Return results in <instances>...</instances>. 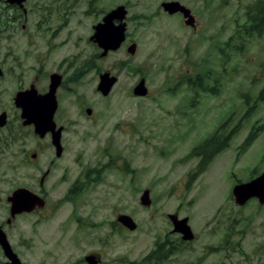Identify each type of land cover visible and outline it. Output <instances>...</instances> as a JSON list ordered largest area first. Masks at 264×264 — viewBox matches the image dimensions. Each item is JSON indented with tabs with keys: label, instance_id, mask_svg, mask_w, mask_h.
Here are the masks:
<instances>
[{
	"label": "rangeland",
	"instance_id": "1",
	"mask_svg": "<svg viewBox=\"0 0 264 264\" xmlns=\"http://www.w3.org/2000/svg\"><path fill=\"white\" fill-rule=\"evenodd\" d=\"M34 1L42 20L30 25L26 36L9 38L0 31V47L6 45L5 56L16 59L17 72L14 79L0 78V106L13 115L14 91L28 89L38 73L43 78L45 71L60 68L69 82L58 92L54 120L67 131L62 160L42 188L44 209L17 216L10 225L6 197L27 184L32 192L41 190L37 178L34 184L29 180V170L17 168V159L31 160L39 152L40 165L56 158L32 127H18L22 136L16 134L7 146L0 138V226L14 252L27 264H82L91 251L102 255V264H264V204L251 198L239 205L232 195L235 185L264 173V129L242 147L253 127L264 126V102L254 104L264 84V28L260 35L251 31L258 28L253 22L258 0H30L27 5ZM170 1L190 10L193 27L162 10L160 4ZM43 3L48 7L40 11ZM119 5L127 10L126 40L100 58L89 41L92 26ZM131 43L137 46L134 55L126 52ZM24 48L23 56L18 51ZM34 51L47 61L44 67L34 65ZM104 72L117 78L106 97L96 92ZM203 72L205 83L196 77ZM195 77L197 83H191ZM140 79L145 97L132 95ZM235 127L229 145L198 172L200 157L193 148L218 129L226 136ZM144 190L149 207L139 203ZM120 214L133 219L134 231L116 223ZM169 215L187 219L192 240L172 233ZM163 242L173 254L142 263Z\"/></svg>",
	"mask_w": 264,
	"mask_h": 264
},
{
	"label": "water",
	"instance_id": "2",
	"mask_svg": "<svg viewBox=\"0 0 264 264\" xmlns=\"http://www.w3.org/2000/svg\"><path fill=\"white\" fill-rule=\"evenodd\" d=\"M15 3L20 7L26 0H8ZM160 7L164 12L169 15L180 13L182 15L184 24L189 27L194 26V18L190 10L184 7L179 2H162ZM127 10L123 5L107 12L102 20L93 26V34L89 40L95 43L101 49L100 57L106 56L109 52L117 51L126 40V22ZM117 22V23H115ZM136 44L131 43L127 46L126 52L129 55H134L136 52ZM117 78L109 72H104L99 75L96 91L103 97L108 96L113 86L116 84ZM60 85V76L52 74L48 91L45 94L39 95L33 87L19 92L14 98V104L21 110L20 117L24 126L32 125L34 133L42 138L46 133H51V144L55 148V156L58 158L62 153L60 143L61 128L56 129V124L53 120L54 113L57 108V101L55 97L56 89ZM132 94L137 97H145L147 95V88L145 87L144 79H140L137 85L133 88ZM87 115L91 114V109L85 110ZM3 118L4 116H0ZM0 121V126L3 125ZM232 195L235 202L239 205L244 204L251 198H256L260 204H264V173L252 179L251 181L243 184L235 185L232 189ZM10 204L9 213L10 217L7 223H10L16 215L22 213H30L36 207L42 208L44 201L36 195L25 189H16L10 196L6 198ZM141 206L149 207L151 200L149 191L144 190L139 198ZM172 224V233L181 235L183 241H190L193 238L190 227L187 224V219H178L175 215L168 216ZM116 222L128 231L136 229V223L133 219L124 214L117 215ZM0 248L8 260L7 264H23L18 259L17 255L13 252L6 234L0 228ZM90 264H96L91 258H86Z\"/></svg>",
	"mask_w": 264,
	"mask_h": 264
},
{
	"label": "flooded vegetation",
	"instance_id": "3",
	"mask_svg": "<svg viewBox=\"0 0 264 264\" xmlns=\"http://www.w3.org/2000/svg\"><path fill=\"white\" fill-rule=\"evenodd\" d=\"M29 1L30 0H26L23 3V6L20 7L19 5L15 4V3L9 2L8 0H0V31L7 32V34L11 36L9 38L26 36L25 32L27 30L31 29V28H29L30 25H32L34 23L36 25H38L39 22L42 20L41 14H39L36 11L37 1H34L32 3V6L31 5L28 6L27 3ZM90 1H92V0H90ZM170 2H178V1H170ZM47 7H48V4L43 3L42 7H40L39 9H40V11H45L47 9ZM174 15H180L182 17V15L180 13H176ZM32 17H33V19H32ZM102 18L96 24H98L102 20ZM47 20H49V19H47ZM115 23H117V22H115ZM92 30H93V26H92ZM8 35L4 34V36H6V38ZM43 43H45V46H47V42L43 41ZM94 45L101 53V49H99L96 44H94ZM1 46L2 47H0V78L1 79H7V80L8 79L9 80L14 79V77L17 74V72L15 70V64H14L16 62V59L7 58L5 56V53L8 52V49H7L6 45L1 44ZM26 51H27V48H24L22 50H19L18 52L24 56ZM100 53H99V57H100ZM37 54L38 53L36 51H34V54L31 56L33 59H31V60L34 62V65H39L38 68L44 67L43 63H47V61L39 59V56ZM100 58H102V57H100ZM52 74H58L60 76V85L56 89V93H55L56 101H57V108H56V111L54 113V116H55V114L58 110V107H59L58 92L64 86L65 82H69V80L67 78V71L61 70L60 68H57L56 70H53V71H47V72L45 71V73L43 74V78H41V76H40L41 74L38 73L36 76H34L32 78V80H30L31 82L29 84V88L33 87L34 90L36 91V93L39 95L45 94L47 89H48L50 76ZM74 76H75V74L73 73L72 78H74ZM196 79H197L196 77L194 79H190V82L193 83ZM40 81L44 82V84L41 86L42 88L39 87ZM25 90H27V89H24V90L19 89L18 91L17 90L14 91L15 95H13V97H12V103H13L12 105L15 109V112L13 115H11V112L9 109H5V108H7L6 106H3L5 108H2L0 106V116H4L3 118L1 117V119H0V121L2 120L4 122V123L2 122L3 125L0 126V138H2L3 144L5 146L10 144V142H12V140L14 138H17L16 134L21 135V132L19 130L20 126L32 127V126H23L22 120L20 118V109H18L14 104V98H15L16 94L19 92H23ZM53 120H54V117H53ZM54 122H55V120H54ZM55 124H56V127H55L56 129L61 128V133H60V143H61V147H62V153L60 155V157H61L63 154V147H64L63 143H62L63 135H64L63 133H66L67 129H65L62 125L57 124L56 122H55ZM32 131H33V134L36 135L34 133L33 127H32ZM3 136H5V138H3ZM36 136L39 139H43V140L47 141L49 143V145H51V149L54 151V156H55V148L51 144V137H52L51 133H46L42 138H40L38 135H36ZM16 142H19L18 145H21V139H17ZM37 154H39V152L31 155V157L33 158L31 160L29 159L27 161H24V159H17V168L23 170V167H24L25 169L29 170V172H30L29 180H33L34 182H32V184H34L35 178H37V180H39V187L41 188V190L39 189L37 193L32 192L29 189L31 187H28V186H32L31 184H27L28 186L19 187L17 189H25V190H28L29 192H31L33 195L38 196L39 198L44 200V202H45L44 207H45L46 201H45V198L43 197L44 196V190L42 188H43L45 182H47V180L50 178L51 174H53V172L58 168L57 164L62 159H59L60 157L57 158L55 156L56 159H45L42 164L38 165L37 164L38 159H35V158H37ZM64 164L65 163H63V166L61 167L62 173H64L67 170V166ZM257 202H258V200H257ZM44 207L43 208L36 207L32 212L23 213V214H20L18 216H22L24 214H36V213L42 211L44 209ZM7 219L5 221V223L7 225H10L12 223V221L14 220L13 219V220H11L10 223H7ZM0 228L3 230L2 226H0ZM11 248H12V246H11ZM12 250H13V248H12ZM0 252H1V255L3 257L2 259H4V261H0V264H7L8 260L4 256L1 248H0ZM13 252H14V250H13ZM15 254L17 255L20 262H22L23 264H27L26 261L20 257V255H18L17 253H15ZM172 254H173V252H170V254H168V256L166 257L165 260H167ZM86 258H91V260L93 262H95L96 264H102V262H103L102 255L100 253H97L94 251H91V252L87 253L85 256L81 257L79 262L82 264H90ZM56 259L57 258H52V260H56ZM257 264H258V262H257Z\"/></svg>",
	"mask_w": 264,
	"mask_h": 264
},
{
	"label": "trees",
	"instance_id": "4",
	"mask_svg": "<svg viewBox=\"0 0 264 264\" xmlns=\"http://www.w3.org/2000/svg\"><path fill=\"white\" fill-rule=\"evenodd\" d=\"M256 10L258 13L255 16H253V18H255V21H253V22L258 21V23H257L258 28L253 27V28H251V31H255V33L260 35L262 33L263 28H264V0H258L256 2ZM250 13H254V11L249 12V14ZM205 76H206V74L204 72L198 73L196 75V77L202 83L206 82ZM196 83H197V81H196ZM200 91H207L210 93H214V91H216V90H215V88L210 89V90L201 88ZM257 102H264V84L262 85L261 89L259 90L254 104ZM254 104H253V106L248 108V111L246 112V116H248V114L252 110L255 109ZM236 128L237 127L232 129L231 131H229L228 134H226V136L223 135L221 129H218L213 135H211L209 138L205 139L201 144H199V146H196L193 148L194 154H196V156L200 157L198 172L199 171L202 172L204 166L207 163L211 162V160L217 154H219L222 150H224L229 145V142L231 141L232 137L236 133V130H237ZM260 128L264 129V126L259 127V128H257V127L252 128V130L250 132V136H248L247 140L244 142V145L242 147L248 145L249 142H251L255 138V136H257L256 134H258V132L260 131L259 130ZM255 130H256V132H255ZM170 252H174V249L169 246V243H167V242H163L161 244L156 243L155 249L143 259L142 263H149V261H151V260H154L156 262L163 261L166 259L168 254H170Z\"/></svg>",
	"mask_w": 264,
	"mask_h": 264
}]
</instances>
